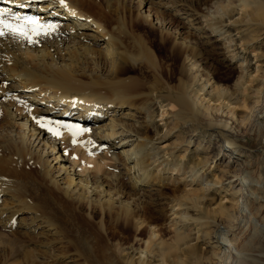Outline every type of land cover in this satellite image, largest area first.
Here are the masks:
<instances>
[{"label": "bare ground", "instance_id": "obj_1", "mask_svg": "<svg viewBox=\"0 0 264 264\" xmlns=\"http://www.w3.org/2000/svg\"><path fill=\"white\" fill-rule=\"evenodd\" d=\"M70 1L64 0L61 4L60 0H0V10L6 11L8 16H22L27 12L35 15L41 24L56 26V30L49 35L32 36L29 39L9 34L13 39L4 38L0 41V112L6 129H3L5 133H0V231H5L12 238L10 240L29 241L33 248L40 246L42 250H35L39 264H55L54 258L58 255L62 257L66 250L58 253L55 251L58 247H65L63 244L66 239L54 211L51 208L45 211L42 203L48 205L56 200L57 195H61L64 201L77 203L91 216L93 212L100 215L115 214L123 218L125 223L131 222L133 231L140 233L150 226L155 217L161 218L167 214L164 205L176 201L174 205L186 204L188 210L197 209L195 225L199 226L198 242L185 245L183 249L181 245L187 236L175 231L170 242L160 241V264H172L175 256H180L178 261L182 264H262L264 164L259 156L264 153L261 149L264 139L260 137L264 133V62L255 80L244 79L245 75L250 77L251 73L244 74L243 70L238 73L237 85L243 86L247 81L251 84L247 87L249 90L242 88L246 91L245 95L242 94L239 99L234 98L235 105L232 107L226 106L224 101L227 100L230 105V95L235 92L228 93L223 88L215 87L208 94L215 91L212 98L220 102L212 105L209 102L203 103V99L190 93V83L183 76L185 66L190 70L196 65L199 77H204L207 82L214 72L206 70V65L213 70L218 68L217 64L237 69V66L231 65L223 46L215 38L216 32L226 27V20L233 18V10H229V7H234L237 0H227L226 4H222L224 0H150L148 3L162 7L173 18H177L173 26L169 24L171 18L168 22L160 12L154 11V15L146 9L137 14V21L147 24L160 34L170 36L169 50L179 56L178 75H182L177 77L175 84L161 80L163 65L157 64L151 50L143 46L139 37L135 52L119 47L120 41L112 30H107L101 22L93 23ZM193 1H199V5ZM238 1L245 10L243 14L246 19L235 20L233 23L239 32L256 33L255 22H264V8L259 4L254 7L249 0ZM209 3L221 4V17L212 18L209 15L205 7ZM223 15L225 19H222ZM188 34L191 36L186 38ZM255 36H249L244 49L253 44ZM160 40L163 42L164 36L161 35ZM12 47L20 55L17 58L18 53H15L12 56L14 60L9 61L8 54L12 53ZM100 59L103 62L98 65ZM137 65L149 71L154 80L145 92L131 93L122 87L121 76L125 68ZM166 69L168 71V66ZM204 87L205 84L200 85L199 89ZM124 95L131 98L151 96L154 100L159 98L176 106L179 113L190 115L193 122L199 117L207 121V141L217 138L221 143L216 150H213V144L197 146L199 156L192 164L206 167L209 172L216 169L207 187H217V191L227 196V203H221L219 198L216 205L211 206L212 200L204 202L203 195L200 196L198 191L186 192L181 196L184 200L176 195L177 189L172 194L162 191L168 184L161 173L164 168L162 163L168 162L174 149L166 152L168 157L161 154L160 162H157L158 158L153 160L154 155L159 153H154L153 149L156 141L169 137L174 127L166 126L157 139L148 136L147 130L153 121L147 119L146 115L140 118L134 114H118L117 111L125 103ZM149 103L146 104V110L151 107ZM236 105L239 107L237 110ZM246 126L250 127V133L242 134ZM213 135L215 137L210 140ZM191 140L190 137L186 147L181 148L182 156ZM250 140L256 141L253 146L247 143ZM236 142L238 148H231ZM109 146L125 153L128 164L125 172L114 167L112 175L100 173L103 162L96 161L92 174L88 172V167L80 170L84 165L83 160V163L77 162V158L70 160L64 156L66 150L63 147H66L72 153L79 152L81 158L91 162L93 152L100 147L102 153L106 151L111 155V160H118L116 153L108 150ZM256 150L259 154L254 155ZM35 154L44 157L51 154L53 158L45 157L43 163H38ZM240 155H245L247 160L241 165L235 164ZM224 157L223 167H217ZM22 159L40 165L37 167L44 180L42 195L38 186H33L31 197L25 193L20 167ZM53 161L57 166L54 167ZM66 161L71 167L66 165ZM94 177L106 179L107 182H93ZM124 195L130 201L122 202ZM150 209L154 215H145ZM187 213L182 216L186 220L192 219L187 217ZM219 226H223V232ZM11 244L12 241L6 243L0 237L1 252H5L8 246L9 250L18 251V247ZM153 244V239L149 237L146 247L151 252L155 250L151 248ZM142 250H138V253ZM126 255L120 260L117 257L116 261L114 258H105L103 262L152 264L141 258L140 254L134 257L132 251ZM66 262L82 264L76 256H67Z\"/></svg>", "mask_w": 264, "mask_h": 264}, {"label": "rangeland", "instance_id": "obj_2", "mask_svg": "<svg viewBox=\"0 0 264 264\" xmlns=\"http://www.w3.org/2000/svg\"><path fill=\"white\" fill-rule=\"evenodd\" d=\"M145 1H147V3H144ZM226 1L227 0H224V3L222 4H226ZM72 2L77 6L82 14L84 16L86 14V16H88V19H90L93 23L96 24L97 22H101L107 30H112L120 41L119 47L125 48V50L127 49L129 52H135V50L137 49L136 40L139 37L138 40L143 42V46L151 50L157 64L161 63L163 65L161 80L168 84L177 83V77L182 76L178 75L180 59L179 56H177L175 53H171L169 50L168 42L170 36L160 34L157 30L150 28L147 24L135 19L140 11H146V9L150 10L152 14H154V11L160 12V15L163 16V19L167 20L168 22L170 20L169 18H171L169 22L170 26L176 24L177 18H173L167 11L163 10L162 7H157L153 3H148L150 2V0H72ZM193 2L196 5H199V1ZM249 2L253 4L254 7L259 4L264 8V1L249 0ZM233 5L234 7H229V10H233V18L226 20V27H224L223 30L216 32L215 38H217V42L223 46V51L230 59L229 61L232 63L231 65L237 66V69H228L225 65L217 64L218 68L216 70H213L211 67L206 65V70L214 72L212 78L207 82L205 81L204 77H199L198 73L196 72V65L192 66L190 70H187V66H185L186 71L184 72L183 76L184 79H186V81L190 83V93H194L196 97H200V99H203V103L209 102V104L212 105L218 104L220 102L214 101L212 98V93H214L215 91H212L210 94H208L211 89L218 87L227 90L228 93H230V91H232L233 93L235 92L234 94L230 95L232 97V103H230V105L229 102L227 103V100L224 101V104H226V106L232 107L234 104V98L239 99L241 98L242 94L245 95L246 91L242 90V88H246V90H249L247 87L251 84V82L247 81V83L243 86L237 85L238 73L242 70L244 74L251 73L250 77H246L245 75L244 79L255 80L260 73L259 67H261L262 63L264 62V22H255L257 25L255 29H253L256 30V33L255 31L254 33L240 31V33L233 21L246 19L243 14V11L245 10L241 7V2H239L238 0L235 1ZM205 7L207 9L206 11L212 18L219 16L221 17L222 9L220 3H209L205 5ZM222 19H225L224 15ZM251 34L256 35V38L254 39L252 45L244 49V45L246 44ZM161 35L164 36L163 42L160 40ZM189 36L191 35L188 34L186 38H189ZM4 38L13 39L9 34H5L4 36L0 37V41ZM11 49L12 53L8 54L9 61L14 60V57L12 56L16 55L15 53H18L16 55L17 58L20 55V52L16 48L12 47ZM101 59L105 60L103 58ZM102 60L98 62V65L103 62ZM143 63L144 61L142 62V65L144 66L145 63ZM142 65L133 67L128 66L122 72L121 85L123 88L129 89L131 93L145 92L148 88V85L151 84L154 80L150 72L143 69ZM167 66L168 71L166 69ZM198 78L199 80H197ZM159 83H161V81H159ZM204 84L205 87L200 90V85ZM5 90L7 89L5 88ZM139 96H133L131 98L128 95H124L125 103L120 108V110L117 111L118 114H134L136 117L138 116L140 118L143 117V115H146L147 119L153 121V124L147 130V134L148 136L154 137L155 139H157L164 132L166 126L168 128H170V126L174 127V129H172V131L170 132L169 137H165L162 140L156 141L157 143L154 145L156 147H154L153 149L154 153L155 151H159L158 154L154 155L155 158H153V160H157L158 158L157 162L161 161V154H166L164 156L168 157V154L166 152L172 151L174 149L172 153L173 156H169L168 162L162 163L163 166L161 165L162 167H164L161 170V173L166 178V180H168L167 182L169 184H167L166 187L162 188V191L164 190V192L172 194L173 190L177 189L175 193L179 196L180 200H184L181 196L185 195L186 192L189 193L198 191L200 196L203 195L204 202L208 199L212 200L211 206H215L219 198H221V203H227V196H225L223 192L217 191V187H207V183H209V180L211 179V174H216V169L214 168L209 172L206 167L202 168L199 166H194L192 164V161L195 160L197 156H199L197 155V150H199H196L197 146L201 147L204 145L213 144V150H216L219 143H221V141H219V139L217 138L214 141H207V139L209 138L207 136L209 130L207 121L204 118L199 117L196 120L193 119V122L189 117L190 115L183 112L179 113L178 108L176 106H172L167 101L161 100L159 98H156L154 100L151 96H143L144 98L142 96L139 98ZM142 98L147 100H142ZM151 101H153V103ZM148 103L151 105V107L150 109L146 110V104ZM235 109L237 110L239 109V107H237L236 105ZM168 115H171L170 118H167ZM3 123L4 121L2 118V113L0 112V133L2 134L5 133L4 130H6L4 125L5 123ZM198 126H200L201 128H198ZM249 128V126H246L244 129H242L241 133H250ZM15 131H19V129H16ZM190 137L192 139L191 143L185 155L182 156V149L186 147V141L189 140ZM213 137H215V135L210 137V140H212ZM260 137L264 139V133H261ZM243 141L245 142L244 139ZM255 142L256 141L251 142L250 140L247 143L252 144L253 146V143ZM237 144V142L233 143L231 145V148H238ZM42 147L43 146H41L40 148ZM63 148L66 150L64 152V156L66 159L72 160L74 158H77V162L83 163L84 161V165L80 168V170H84L85 167H88V172L92 174H94L92 171L96 161L103 162L100 173L106 172L110 175L113 174L112 172L113 170H115L114 167H118L120 171L124 170L125 172V168L128 165L125 159V153L120 151L118 148H112L111 146L108 147V150L114 151L116 153V157H118V160H111V155L106 151L102 153L100 147L95 150L96 152H93V161L91 162L86 161L84 158H81L79 152L72 153L68 148ZM261 149L264 152V143ZM104 153L106 155H103ZM256 154H259V151H254V155ZM260 156V161L264 164V153H262ZM45 157H48L51 160L53 158L51 154H48ZM45 157L42 155L40 156V154H35L34 156L38 163H43ZM197 159L195 161H197ZM223 159L225 160L226 158H222V163H220V165H218L217 167H223ZM246 160L247 158L245 155H240L238 159H236L235 164L238 163L241 165L242 162H245ZM157 162H154L153 164H156ZM65 163L66 165L71 167V164L69 162L66 161ZM52 164H54L55 167L56 164L54 163V161L52 162ZM37 166L39 167L40 165H38L37 163L34 165L31 162L26 161V159L20 160V167L22 169L21 175L23 176L22 179L24 183L23 188L26 189L25 193L29 196L32 194V192H34L32 190L33 186H38L41 195L44 192V180L40 176ZM161 166L160 169L162 168ZM53 171L54 169H52V174ZM55 174L56 172L53 175ZM95 180L100 181V183L107 182L106 179L105 181L104 179H98L94 177L93 182H95ZM123 182H125V180ZM126 189L130 190L128 186H126ZM95 197H98V195H96ZM121 200L122 202L130 201L127 195H124ZM175 202H172L169 205H164V212L167 214L161 218L155 217L153 221L150 222V226L142 230L143 232L140 233V231H133L134 228L131 222L125 223L123 218H118L115 214L104 213L100 215L96 212H93L91 216V214L85 211L83 207H78L77 203L69 202L66 200L64 201L61 195H57L56 200L50 202L48 205L42 203V207L45 211H48L49 208L54 211L53 213H55L59 225L62 226V234L66 239V242L63 244L65 245V247H58L55 251V253H58L61 250H66L62 253V257H60L61 255H58L54 258L55 264H69L66 262L67 256H76L79 261L82 262V264H106L103 262L105 258H114L116 261L117 257L118 259L124 257L131 251L134 254V257H137L140 254L141 258L150 261V263L160 264L161 257L158 251L159 247L161 246L160 241L163 242L164 240L166 242H170L171 236L175 231L182 232L187 236L184 244L181 245V248L183 249L186 248L185 245H193L198 242L197 235L199 233L197 231V228L199 226L195 225V218L197 217L198 213L197 209L194 208V210H188L186 208V204H183L181 206L178 204L174 205ZM128 207H131V204H128ZM123 208H125V206H123ZM186 212H188L187 217L192 219L186 220L184 216H182L186 215L184 214ZM148 213L145 215H154L152 209H150ZM219 230L223 232V226H219ZM151 231L152 233H150ZM0 237L1 239L4 238V241L6 243H10V241H12V244L18 247V251L16 252L11 249L10 251V246H8L9 248L5 247V252L0 251V264H39V258L35 256V250L41 249L40 246H36L35 249L33 248L32 244L29 243V241L25 243L19 241L20 239L10 240L12 238L6 235V232L3 230L0 231ZM149 237H151L154 242L151 247L152 249H155L153 252L149 251L146 247L149 242ZM130 246H132V248L129 249L128 247ZM140 249H143V252L138 253V250ZM25 250L28 251L24 253L23 251ZM11 253L13 254V256ZM179 258L180 256H175L174 260H172L174 261L172 262V264H182L180 263V261H178ZM251 261H253V258ZM261 263L264 264L263 261Z\"/></svg>", "mask_w": 264, "mask_h": 264}, {"label": "snow or ice", "instance_id": "obj_3", "mask_svg": "<svg viewBox=\"0 0 264 264\" xmlns=\"http://www.w3.org/2000/svg\"><path fill=\"white\" fill-rule=\"evenodd\" d=\"M60 2L61 4H63L64 0H60ZM5 17L8 18L6 19ZM55 30V25L41 24V22L34 17H19L15 15L8 16V13L6 11L0 10V36H4L5 34H12L27 37L30 39L32 36L49 35ZM57 127L60 126L58 125ZM49 130L52 131V129ZM54 134L59 135L58 132H54ZM75 134L76 133H74V135ZM75 142V139H73V143Z\"/></svg>", "mask_w": 264, "mask_h": 264}]
</instances>
